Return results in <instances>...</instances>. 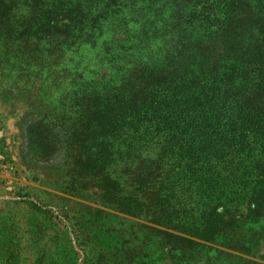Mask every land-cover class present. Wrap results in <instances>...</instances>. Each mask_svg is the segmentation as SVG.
Listing matches in <instances>:
<instances>
[{
    "label": "trees",
    "instance_id": "obj_1",
    "mask_svg": "<svg viewBox=\"0 0 264 264\" xmlns=\"http://www.w3.org/2000/svg\"><path fill=\"white\" fill-rule=\"evenodd\" d=\"M104 5L118 7L116 0H0V39L21 41L39 58L45 44L53 53L76 43L109 15H95ZM174 5L164 60L135 66L105 94L78 98L75 116L58 114L52 131L73 182H88L124 214L212 241L234 210L264 204V0ZM118 165L128 179L114 176Z\"/></svg>",
    "mask_w": 264,
    "mask_h": 264
},
{
    "label": "rangeland",
    "instance_id": "obj_2",
    "mask_svg": "<svg viewBox=\"0 0 264 264\" xmlns=\"http://www.w3.org/2000/svg\"><path fill=\"white\" fill-rule=\"evenodd\" d=\"M116 1L120 11L104 5L95 15H109L55 54L45 44L36 58L27 44L0 39V264H264V204L234 210L208 241L124 214L88 182H73L52 131L56 116L74 117L78 98L107 93L172 46L163 33L175 0ZM114 171L129 178L121 165Z\"/></svg>",
    "mask_w": 264,
    "mask_h": 264
}]
</instances>
